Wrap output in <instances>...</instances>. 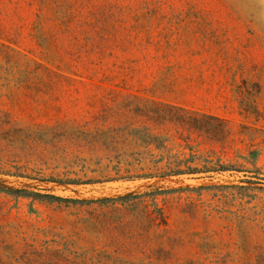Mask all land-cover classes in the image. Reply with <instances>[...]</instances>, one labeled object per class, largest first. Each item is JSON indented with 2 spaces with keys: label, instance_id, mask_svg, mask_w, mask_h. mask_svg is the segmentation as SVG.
Here are the masks:
<instances>
[{
  "label": "rangeland",
  "instance_id": "rangeland-1",
  "mask_svg": "<svg viewBox=\"0 0 264 264\" xmlns=\"http://www.w3.org/2000/svg\"><path fill=\"white\" fill-rule=\"evenodd\" d=\"M0 264H264V0H0Z\"/></svg>",
  "mask_w": 264,
  "mask_h": 264
},
{
  "label": "trees",
  "instance_id": "trees-1",
  "mask_svg": "<svg viewBox=\"0 0 264 264\" xmlns=\"http://www.w3.org/2000/svg\"><path fill=\"white\" fill-rule=\"evenodd\" d=\"M160 105L165 108V109H171L177 113L185 114L187 117V120L184 119H179V123L183 126H188L189 129H193L196 132L202 131V125L205 124L208 126L210 123L216 124L218 127H227L229 121L226 120L225 118L222 117H216V116H211V115H202L194 111H189L183 107L175 106L172 105L168 102H160ZM201 173V170H196V169H191L189 166L186 169H183L180 164H178L176 167H170L169 171H164L163 176H180V175H186V174H197ZM152 176V175H151ZM142 178V177H147L146 174L144 175H138V176H133L132 178ZM131 179V178H128ZM50 199L56 200V201H63L62 198H57L54 196H51Z\"/></svg>",
  "mask_w": 264,
  "mask_h": 264
}]
</instances>
